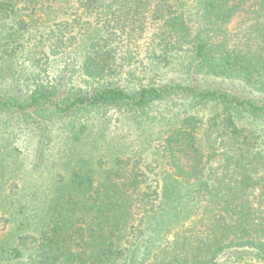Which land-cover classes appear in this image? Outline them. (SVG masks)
I'll list each match as a JSON object with an SVG mask.
<instances>
[{"label":"trees","instance_id":"1","mask_svg":"<svg viewBox=\"0 0 264 264\" xmlns=\"http://www.w3.org/2000/svg\"><path fill=\"white\" fill-rule=\"evenodd\" d=\"M0 75L47 145L60 118L80 141L104 107L175 108L145 164L96 150L23 184L1 148L0 264H264V0H0Z\"/></svg>","mask_w":264,"mask_h":264},{"label":"rangeland","instance_id":"2","mask_svg":"<svg viewBox=\"0 0 264 264\" xmlns=\"http://www.w3.org/2000/svg\"><path fill=\"white\" fill-rule=\"evenodd\" d=\"M67 63L68 61H64L61 57L53 59L52 72L56 79L65 78L69 74V69H72L74 65L71 64L69 67H65ZM18 65L19 68L23 69L29 63ZM75 70L74 72L72 71L74 84L84 88L86 86L85 80H82L79 76L78 69L75 68ZM172 76L179 79L178 74L170 71L167 78ZM12 89L11 85L5 86L2 83L0 75V93L4 94ZM168 107L162 104L150 110L147 115L139 116L124 108L115 106L104 107L89 117L86 122V129L79 138L80 141H72L70 139L73 136L72 133L70 131H62V124L69 119L60 118L48 131V134L56 136L49 145H47L45 137L42 136L43 134L36 129V124L24 126V124L20 123L17 116L11 114L7 116L5 112H0V124L2 126L0 149L2 148L7 152L11 151V156L6 157V162L14 160L11 164H19V166L20 163L23 164L22 175L19 177L17 174V180L23 184V181L26 180L33 182L46 178L49 171L46 170L43 176L39 175V171L47 169L48 165L51 167L59 163L67 164V161L73 158V155L90 151L95 152L96 150L99 153L108 149H123L127 154H132L136 151L141 152L142 160L145 164L152 159L155 151L158 150L160 138L165 130L167 119L163 121L161 118H169L171 114H175V111H173L175 108L172 107L169 110L170 107ZM7 117H9V121L6 123ZM153 118L158 119L153 121ZM4 122L7 124L6 126L3 124ZM73 146L78 148L74 149L75 147ZM11 166L14 167V165ZM36 166H38L39 171L33 170Z\"/></svg>","mask_w":264,"mask_h":264}]
</instances>
